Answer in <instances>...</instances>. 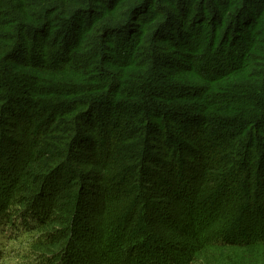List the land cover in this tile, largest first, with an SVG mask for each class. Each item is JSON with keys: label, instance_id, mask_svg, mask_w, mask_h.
I'll list each match as a JSON object with an SVG mask.
<instances>
[{"label": "trees", "instance_id": "obj_1", "mask_svg": "<svg viewBox=\"0 0 264 264\" xmlns=\"http://www.w3.org/2000/svg\"><path fill=\"white\" fill-rule=\"evenodd\" d=\"M81 5H87L86 1L0 0V60L4 64V71H16L19 69L22 71L26 68L34 67L33 64L39 62L36 57L32 61L34 63H29L25 60L26 57H23L26 54L21 55L31 50L35 44H39V47L42 48L43 46L41 45L47 40L48 37L46 36L52 28L56 27L58 19L62 20L61 24L64 22L63 25L70 24L66 33L63 32L62 35H65L66 38L64 39L65 45L68 44V47H71L72 50L75 48L76 51H80L85 42L90 39L89 36L83 39L82 34L84 31L92 33L95 29L99 34H103L104 25L110 24L115 20L112 16V9H110L96 15L93 22L88 24L85 29L82 26L77 27L76 22L79 20L78 15L81 14L79 13L81 10L79 6ZM110 6L109 4L107 8ZM217 6H219L218 8L224 7L222 11L224 13L228 10L227 6L233 7L230 2L227 3V6H222L221 0H217L215 7ZM242 6L241 4L240 8ZM216 10L219 9H214V11ZM231 10L233 8H230L227 13ZM174 15L177 17V14ZM227 15L224 14V17ZM95 22L97 23L95 24ZM92 24H95L97 28H92ZM216 33L218 32L216 31ZM29 38H33V43H30V40L28 41ZM68 40L70 42L73 41L69 43ZM201 41L202 39H197L194 47L201 44ZM247 42V44L236 46V49L234 47L227 49L224 46L222 53L221 50L216 52L219 54L218 56L214 54L215 51L213 52V49L211 51V48L207 47L206 57L204 54L203 57L199 58L200 60L207 59L201 66V70L205 76L198 77L196 80H198V83L210 80L217 81V87L223 86V88L234 89L231 90L234 92L233 96H228L230 100L225 101L218 109L224 110L226 114H235V112L239 111L238 108H240L242 110L240 114L248 117L246 122L248 123V128L252 130L256 127L257 122H260V125H264V44L263 42L258 43L257 39H248ZM236 44L237 42L234 43V45ZM250 47L253 49H250ZM59 51H65L66 53V49H60ZM223 52L229 55V58H223ZM67 53L70 54L69 49H67ZM149 56L156 57V55L153 56L151 51L149 52ZM166 59L167 57L163 56L161 62H164ZM62 60L64 59H59L57 55H54V57L49 59L50 63H46L47 69L39 68L37 73H42L41 78L48 80L51 87L57 85L67 89L73 88L68 90H73V92L79 91L82 93V97L87 98L85 99L87 101H84L85 105L83 108L79 106V108L73 111L74 114L71 113L73 116L71 118L77 124L74 129L71 127L68 131L61 132V134L46 124L48 127L43 126L42 130H37L38 132L35 130L36 132L33 135L36 138L40 134L39 142H32L30 133L35 128L23 129L24 132H20L19 129L16 130L17 125L13 119L10 118V121L5 120V116L10 114V111L12 112V115H10L13 118L16 117L15 110L16 114L17 112L19 113V109L15 108L17 105L13 101L12 94L8 92L5 96H0V124H2L0 155L5 158L7 153H10L13 149H18L21 154L25 153L20 161L17 162V165L15 164L17 167L16 169L14 168L15 174L12 175V182L15 183L11 188L16 192L26 193V195L20 196L18 201H16V204L20 206L19 211L25 209L28 210L27 212L32 211L37 216H40L33 229L34 231L38 230L43 231L42 233H47L49 239H46L45 244L47 246L44 250L53 254L58 251L64 242L74 241V243L79 244L78 242L81 238L79 239L77 234L83 233L81 229L85 223V221H82L81 214L87 208L90 212L91 209H93L92 212H97V224L100 221L103 223L100 229H98L99 233H103L105 237L111 235V238L108 236L110 243L107 245L110 248V255L107 248H103V252L100 251V256H102V260H100L101 264H135V262L136 264H264V227L258 232V234L260 232L262 234L256 236L258 235L256 233L258 230L257 225L251 219L253 217L251 216L250 218L248 216L251 212L249 205L251 204L252 196H247L245 193L246 190H252L255 182L257 188L262 185L260 181L258 182L259 179L257 178L260 175L259 168L261 163L255 168V163L253 164L250 157L252 155L256 157L257 152H253L250 148L255 142L258 141L260 143L262 137L259 133L264 132L263 129L262 131L253 132L250 138L248 135L246 137L245 130L243 135L237 137L238 141L244 142L246 140L248 144L250 142V145L246 147L248 151L246 157L250 161L248 160L249 165L247 162L245 165L247 169H245L244 175V182L246 184L244 195L241 197L237 193L239 200L237 202L234 201L235 204L230 207L222 205L221 201H215L217 194L219 195L218 189L220 188L222 178L223 183L227 184L230 182L227 180L230 175V170L226 169L227 166L225 165L226 168L223 169L222 174H216L215 171L219 161L206 163L204 162L206 160L201 158L198 161L193 155L192 150L194 149L191 146L189 148L192 150L187 149L189 153L184 147H178V149L173 151L172 145L164 144V134L161 140H158L157 137H152L153 132L161 135V132L155 131V129L148 131L142 139L135 138L133 140L134 142L131 144L136 149L140 148L141 157H136L132 160L127 159V167L122 166L119 170L112 160L116 156L118 148L115 146L114 140H105L107 134L111 133V136L114 134L113 130L118 129V125L114 124V122H117V118L113 117V109L96 120H93L91 114L99 107L106 108L118 105V101L114 98L116 97L115 93L124 86V83L128 84L131 81L134 86H140L145 81L134 78L136 81L134 80L135 82H133V76L130 72L121 69V67H116L113 63L115 65H112L113 71L109 70L108 67L103 69V75H100L102 77L99 78L98 84L91 85V82L88 84L89 77L84 72H81L79 69L77 72L74 71V65L68 66L66 61L61 62ZM192 60L193 62L196 61L195 58ZM166 62L168 63L169 60L167 59L164 64ZM212 62L215 63L214 73H210L211 70H209ZM178 66L179 64H175L170 68L176 69ZM152 68L155 69L153 66ZM155 71L157 73V68ZM2 74L0 73V78H2ZM168 75L179 77L180 74L170 72ZM114 76L116 77L115 83L112 81ZM103 80L106 81L103 82ZM79 83L88 84V87L86 89L81 88V91L79 88L75 90L74 86ZM180 86L165 87L164 91H161V88L147 87V89H143L139 93V98L142 100L148 99L149 96L157 99L164 98V96L166 98L167 96L164 93L168 89L173 95L170 97L172 99L177 94L178 89L184 90ZM133 90L136 94L138 93L136 89ZM200 91L198 88L197 91L194 90L195 94L200 93ZM109 93H112L113 97ZM188 93L192 92L188 90ZM38 95L34 96L32 91H30L29 97H40ZM203 96L204 100L202 104L207 105L209 103V96H205V94ZM177 98L183 100L185 97L178 95ZM29 101H23V108L25 110ZM88 102L90 105L94 104L88 106ZM194 116L196 119L202 120V116L197 111ZM260 119L261 121H259ZM49 120L52 121L51 115ZM56 122L57 119L53 120L52 124ZM146 122L148 124V119H146ZM155 123L157 124V122ZM30 125L29 121L27 126ZM103 125L106 128L103 129ZM14 129L17 131L16 139L10 137L12 132H16ZM98 134L103 135L104 146L107 149H102L106 156L105 158L102 157V160H99L96 154L97 143L95 137ZM131 136L132 134L128 138ZM55 137L60 140L57 139L56 141ZM251 138H253L252 141ZM115 139L118 140V138ZM41 145H45L46 147L40 150ZM76 147L80 148V155H85L86 157H76L77 160L74 161L73 152H75ZM158 147L162 151H158ZM6 150L8 151L6 152ZM70 151L72 152L71 154ZM157 151L159 155L156 154ZM170 159L171 161H175L176 165L177 162L180 164L179 169L175 167V171L172 172L173 166L170 167L171 165L167 164ZM69 160H72L73 164L78 165L79 168L80 166L84 167V171H79L76 167L74 168ZM65 161L69 163L64 164ZM195 161L198 162L195 163ZM136 165H138L136 171L132 172L130 168ZM198 166L200 167L198 168ZM179 170H182V172L179 173ZM61 171H66L67 174L62 176ZM152 172L154 175H149ZM120 176L124 182L118 185ZM37 177H48V180L50 178L55 179V182L49 185V188L47 187V183L44 185L47 190L46 192L49 193L46 198L49 200L47 202L44 201L45 197L43 196H40V199L44 202L38 201V196L30 193L31 190L20 189V186H24L19 185L21 183L30 185L31 187L35 181L34 179H37ZM181 180L190 182V191L188 187L186 190V186H184L185 191H174V189L180 188ZM241 184L242 181L240 180V187ZM228 185H231L230 190H233L235 183ZM119 189H122L121 192H118ZM58 195L61 197L58 198ZM192 197L196 198V203L191 199ZM12 198L10 197L6 202H11ZM200 199L205 206L202 203L199 205L198 200ZM180 200H182L181 207L179 205L177 207L176 204ZM34 202H36L35 205L43 204L50 207L52 214L47 218L43 217L46 210L43 212L36 211L35 209L37 208H32ZM67 202L68 207L63 208L62 205ZM262 202L264 203V199H262ZM183 203L185 204L182 206ZM162 204L168 205L173 209L176 207L177 209L181 208V213L179 214L174 210L165 208L166 216H173L172 218L167 217L171 221L168 229H160V227L152 225V214L147 215V210H154L153 206ZM219 206H224L222 208L223 216L231 215L233 217L235 215L236 221L230 229L223 231V228H221L219 231H212V221L219 217L220 212L215 209ZM206 207H209L211 211L208 213V216L204 213L207 210ZM141 208L143 209L139 217ZM224 209L226 212H224ZM257 210L264 215V204L259 203ZM194 214H201V216L197 218L190 217ZM188 217L190 218L186 219ZM87 218H90V215H87ZM136 218L137 220H134ZM233 228L235 232L231 235L230 230ZM55 230H62V234L59 237L51 239L49 232H54ZM153 231L159 232L162 235L161 238H164L162 240L166 246L168 245V248L163 247L164 249L162 250L156 249L157 253L154 252V254L149 245ZM45 237L43 236V239ZM78 248L80 249L79 245ZM66 249L67 246L64 249L65 254ZM66 256L68 259L65 263H72L70 260L77 263L87 260L80 261L78 257L74 256V254L72 255V251L69 248L67 249Z\"/></svg>", "mask_w": 264, "mask_h": 264}, {"label": "rangeland", "instance_id": "obj_2", "mask_svg": "<svg viewBox=\"0 0 264 264\" xmlns=\"http://www.w3.org/2000/svg\"><path fill=\"white\" fill-rule=\"evenodd\" d=\"M84 1H86L87 5L79 6L81 9L79 13L81 14L78 15L79 20L76 22L77 27L82 26L83 29H85L88 24L93 22L96 15L109 11L110 9H112V16L115 20L110 24L104 25L102 30L103 34H99L95 29L92 33H86V31H84L82 34L83 39H85L86 36H89L90 39L85 42L80 51H76L75 48L72 50L71 47H68V44L65 45L64 39L66 38L65 35L62 34L63 32L66 33L70 24L63 25L64 22L61 24L62 20L58 19L56 27L52 28L50 33L46 36L48 37L47 40L41 45L43 46L42 48L39 47V44H35L31 50L21 55L23 56L26 54L27 56L24 55L23 57H26L25 60L29 63H34L32 61H34L33 59L36 57L39 62L34 63V67L26 68L22 71L20 69L16 71H4V64L2 60H0V73H3L2 78H0V96H5L10 92L13 101L16 102L15 104L17 105L15 108L19 109V113L17 112L16 114L14 108L16 117H11L12 112L10 111L11 115H6L5 120L10 121V118L13 119L14 123L17 125L16 130L19 129L20 132H24L23 129L35 128L30 133L32 142L35 143H37V141L39 142L40 134L36 136V138L33 135L37 130H42L43 126L48 127L49 125L53 127L54 130L58 131V133H64L71 127L74 129L77 124L74 119L71 118L73 117L71 113L74 114L73 111L79 108V106L83 108L87 101L85 99L87 98L84 96L82 97V93L79 91L73 92V90H68L73 88L67 89L57 85L51 87L48 80H43L41 78L42 73H37L38 69H47L46 63H50L51 60L49 61V59L57 55V58H63L68 66L74 65V71L77 72L79 69L81 72H84L89 77L88 84L91 82V85H94L98 84L99 78L102 77L100 75H103V69L108 67L109 70L113 71L112 65L114 63L116 67H121V69L130 72L133 76V82L136 81L134 78L145 81L140 86H134L131 81L128 84L124 83V86L115 93L116 97L114 98L118 101V105L112 107L108 106L106 108L99 107L91 114L93 120H96L113 109V117L117 118V122H114V124L118 125V129L113 130L114 134L111 136V133L107 134L105 140H114L115 146L118 148V152H115L116 156L112 159L114 165L118 166L120 170L122 166L127 167V159L132 160L136 157H141L140 148H134L131 143L134 142L133 140L135 138L142 139L148 131L155 129V131H160L161 135L153 132L152 137H157L158 140H161L164 134V144L167 143V145H172L171 148H174L173 151L178 149V147H184L187 151L189 146H191L194 150L191 148L189 149L192 150L193 155L198 161L200 158L206 160L204 161L206 163H215L219 161L215 171L216 174H222L226 165V169H228V171L230 170V175L227 178L230 182L225 184L222 178L220 188L218 189L219 195L217 194V199H215V201H221L222 205L224 204L227 207L234 205V201L237 202L239 196L242 197L244 195L246 185L244 182V175L245 169H247L245 165L247 163L249 165L250 161L249 158L246 157L248 154L246 147L250 145V142L248 144L246 140L244 142L238 141L237 137L243 135L245 130L246 137L248 135L250 138L253 132L262 131V129L264 131V125H260V122H257L256 127L251 130V128H248V123L246 122L248 117L240 114V112H242L240 108H238L239 111L235 112V114H226L224 110L218 109L225 101L230 100L228 96H233L234 92L231 90L234 89L223 88V86L217 87V81L212 80L198 83L196 79L205 76L201 70V66L207 60L205 58L200 60L199 58L203 57L204 54L206 57V52L208 51L207 47L211 48V51L213 49V52L215 51L214 54L218 56L219 54L216 52L221 50L222 53L224 46H226L227 49L233 47L236 49V46L247 44L248 39H257L258 43L263 42L264 44V0H221L222 6H227L228 2L232 4L233 7L227 6L228 10L233 8L229 13H227L228 10L225 11V13L222 12L224 7H215V5H217V0ZM109 4L111 6L107 8ZM241 4L243 5L242 8H240ZM214 9L219 10L214 11ZM174 14H177V17ZM224 14L228 15L224 17ZM96 23L97 22H95V24ZM95 24H92L91 27L94 28ZM216 31L218 33H216ZM197 39H202L201 44L194 47ZM28 41L33 43V38H29ZM72 41L70 42V40H68L69 43H72ZM235 42H237L236 45H234ZM60 49H66V53L65 51H59ZM67 49L70 50V54L67 53ZM250 49L253 48L250 47ZM150 51L153 56L156 55V57L149 56ZM163 56L167 57L169 60L168 63L166 62V64H164L167 59L161 62ZM194 58L196 59L195 62L192 60ZM223 58H229V55L223 52ZM175 64H179L176 69L170 68ZM43 65H45V67H43ZM152 66L155 67V69L157 68V73ZM251 66L253 67V65ZM214 68L215 63L212 62V65L210 64L209 67V70H211L210 73H214ZM170 72H176L180 75L179 77L168 75ZM207 73H209V71H207ZM104 81L106 80H103V82ZM112 81L115 83V76ZM82 84H84V86H82ZM88 84L79 83L75 85L74 88L75 90L79 88L81 91V88L86 89ZM177 85H181L180 87H183L184 90L178 89L179 93L177 92L172 99H170V97L173 95L168 89L166 93H164L167 96L166 98L165 96L159 99L150 96L145 100L139 98V93L143 89H147V87L156 89L161 88V91H164L165 87ZM197 88L201 91L195 94L194 90L197 91ZM133 89L138 91V95ZM188 90L192 93H188ZM30 91H32L34 96L39 94L38 96L40 97L34 98L32 96L30 98ZM204 94L205 96H209V103L207 105L202 104ZM109 95L113 97L112 93H109ZM178 95L185 98H183V100L177 98ZM30 99L31 101H29ZM24 100L29 101L26 110L23 108ZM92 104L90 105L88 102L87 105L92 106ZM196 111L202 116V120L195 118L194 115ZM50 115L52 121L49 120ZM55 119H57V122L52 124ZM146 119H148V124ZM29 121L32 126H27ZM259 121H261V119ZM155 122H157L158 125ZM95 126L97 125L95 124ZM104 128H106L105 125H103V129ZM1 129L2 124H0V132ZM130 134H132V136L128 138ZM259 135L262 137L260 143L257 141L250 148L253 152H257V156L255 157V155H252L250 159L253 164L255 163V168L261 163L259 168L260 175L257 173V178L259 179L258 182L260 181L262 185L257 188L255 182L252 190H246L245 192L247 196H252L251 204L249 205L251 212L248 216H250V218L251 216L253 217L251 219L255 222V225H257V234L260 229L264 227V215L257 210L259 203L264 204L262 202V199H264V132H260ZM10 137L16 139L17 131L12 132ZM115 138H118V140ZM34 139H36V141H34ZM54 139L57 141L59 138L55 137ZM252 140L253 138H251V141ZM95 141L97 143V158L102 160V157H106L102 150L104 148L106 149L103 135L98 134L95 137ZM144 145L146 146V144ZM45 147V145H41L40 150ZM7 151L8 150H6V152ZM74 151V161L77 160L76 157H86L85 155H80V148L76 147ZM158 151L162 150L158 147ZM158 151L156 152L157 155H159ZM71 153L70 151V154ZM24 155L25 153L21 154L18 149H13L10 153H7L5 158L0 155V264H101L100 260H102V256H100V251L103 252V248H107L108 254L110 253V248L107 245L110 243L108 236L111 238V235H107V238L103 233H99L98 229H100L103 223L100 221L99 224H97V212H92L93 209H91L90 212V210L86 208L84 213L81 214L82 221H85V223L83 225L84 227L81 229L83 233L77 234L79 239L81 238L78 242L79 244L74 243V241H69L68 243L64 242L58 251L53 254L44 250L47 246L45 244L46 239H49L47 233H42L43 231L38 230L34 231L33 229V226L37 224V219L40 216H37L32 211L27 212L28 210L25 209L19 211L18 209L20 206L16 204V201H18L20 196L26 195V193L16 192L11 188L15 183L12 182V175L15 174L14 168L16 169L17 167L15 164L17 165V162L20 161ZM198 161H195V163ZM69 162L74 168L76 167L79 171H84V167L80 166L79 168L78 165L73 164L72 160H69ZM69 162L65 161L64 164H68ZM167 164H170V167L173 166L172 172L175 171V167L179 169L180 165L178 162L176 165L175 161H171V159ZM137 166L138 165L133 168H130V166L129 168L134 172ZM199 167L200 166H198V168ZM181 172L182 170H179V173ZM61 173L62 176L67 174L66 171H61ZM189 174L192 175L191 172H189ZM149 175H154V173L152 172ZM47 178L48 177H37V179H34L35 181L31 187L30 185L21 183L19 185L24 186H20V189L31 190L33 192L30 191V193L38 196V201L47 202L49 200L46 198L49 193L46 192L47 190L44 185L47 183V187L49 188V185L55 182L54 178H50L49 180ZM240 180L242 181L241 187L239 186ZM122 182H124V180L120 176L118 185ZM233 183H235L233 187L234 191L230 190L232 186L228 185ZM224 184L225 186H223ZM180 185V188L174 189L175 192H177V190L185 191L184 186H186V190L187 187L189 190L190 182L181 180ZM121 190L122 189H119L118 192H121ZM237 193H239L238 197ZM40 196L45 197L44 201L40 199ZM10 197H13L11 202H6ZM59 197L61 196L58 195V198ZM260 197L262 198L260 199ZM191 199L195 203L197 202L195 201L196 198L192 197ZM37 200L36 202L38 203ZM198 201L200 205L202 203L201 199ZM36 202L32 204V208H37L35 210L39 212L46 210V212H44L45 216L43 217L47 218L52 214L50 207L43 204L35 205ZM181 203L182 200L178 201V204H176L177 207H179ZM184 204L185 203H183L182 206ZM202 204L205 206L204 203ZM62 206L63 208H67L68 202ZM153 207L154 210H147V215L152 214L151 219L153 222L151 224L160 227V229H168V227H170L169 225H171V221L167 217H173L170 215L166 216L165 208L174 210L177 214L181 213V208L177 209L176 207L173 209L165 204ZM223 207L219 206L215 209L220 212L219 217L212 221V231H219L221 228H223V231L230 229L236 221L234 218L235 215L233 217L231 215L223 216ZM142 209L143 208L139 211V217ZM206 209L204 213L208 216V213L211 211L209 207H206ZM224 212H226L225 209ZM87 215H90V218H87ZM199 216H201V214H194L190 217L197 218ZM134 220H137V218ZM139 220H141V218H139ZM234 232V228L230 230L231 235H233ZM246 232L249 234L247 230ZM49 233L51 236L50 238L54 239L55 237L61 236L62 230H55ZM261 234L262 232L256 236ZM42 235L47 238L45 237L43 239ZM161 237L162 235L157 231L151 233L149 245L151 246L153 254L154 252L157 253L156 249L162 250L164 249L163 247L168 248V245L166 246L165 242L162 240L164 238ZM76 239L78 241L77 237ZM66 246L67 249L69 248V250L72 251V255L74 254V256L78 257L80 261H84V259L88 261L77 263L70 260L72 263H65L68 259L66 256L67 249L66 254L64 250ZM148 251L150 253L149 248ZM165 255L167 256V254Z\"/></svg>", "mask_w": 264, "mask_h": 264}]
</instances>
